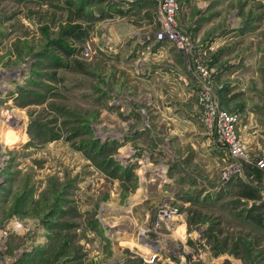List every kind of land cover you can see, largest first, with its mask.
Here are the masks:
<instances>
[{"label":"rangeland","instance_id":"rangeland-1","mask_svg":"<svg viewBox=\"0 0 264 264\" xmlns=\"http://www.w3.org/2000/svg\"><path fill=\"white\" fill-rule=\"evenodd\" d=\"M177 1L187 45L151 77L104 23L144 48L155 0H0V264H264V0ZM204 87L239 157L209 140Z\"/></svg>","mask_w":264,"mask_h":264},{"label":"built area","instance_id":"built-area-1","mask_svg":"<svg viewBox=\"0 0 264 264\" xmlns=\"http://www.w3.org/2000/svg\"><path fill=\"white\" fill-rule=\"evenodd\" d=\"M157 3V16L159 18V30L155 34L158 42H169L177 47L186 46V38L178 27V15L180 5L177 0H155ZM88 56V52H86ZM196 72L201 78L206 77L207 72L196 62ZM199 102L203 106L204 112L201 118L203 126L213 135L215 144L226 149L234 158L241 155V144L235 130L237 120L235 116L221 111L218 103L213 100L212 93L208 87L199 96ZM258 166L264 170V158L258 162ZM154 256L147 261L152 262Z\"/></svg>","mask_w":264,"mask_h":264},{"label":"crops","instance_id":"crops-1","mask_svg":"<svg viewBox=\"0 0 264 264\" xmlns=\"http://www.w3.org/2000/svg\"><path fill=\"white\" fill-rule=\"evenodd\" d=\"M153 4L154 2L152 1L143 2L141 6L139 5V7H141L143 10H146L148 13H150L151 11L155 9ZM104 24L106 27L104 43L106 44L105 47H107L109 53L114 51L113 54L119 52L118 53L119 55H123L125 52L133 53V51H135V54H139L138 58H136L134 62L136 65H139L141 67V72L139 73V75L141 76L142 74H144L146 76H151V77L160 76L158 70H164L163 67H159V65L155 67L154 62L151 60L154 58H147V57H149V55L150 57H158L161 55L163 56V59L168 57L169 55L167 56V54H168L169 48L171 47L169 46L170 43L168 42L160 43L155 40L153 34H150L149 35L150 38L145 41L146 47L139 48L137 45L138 40L132 37L135 33V27L132 24H129L128 22H126L125 19H122L110 25L109 23L108 24L104 23ZM136 45H137V48H135ZM154 46H156L157 48L154 49ZM153 49L155 51L152 52ZM158 61L160 60L158 59ZM158 61L156 63H158ZM134 72L137 73V69ZM140 80L142 81L141 78ZM209 140L210 141L212 140L213 143H215L212 138H209ZM132 241H134V243L136 242L137 245L141 246L145 250L148 249L150 251H155V250L157 251L156 248L155 250H152L153 248L140 244L139 241L137 240L132 239ZM118 248L123 250V247L118 246ZM129 249H136V248H129Z\"/></svg>","mask_w":264,"mask_h":264},{"label":"trees","instance_id":"trees-1","mask_svg":"<svg viewBox=\"0 0 264 264\" xmlns=\"http://www.w3.org/2000/svg\"><path fill=\"white\" fill-rule=\"evenodd\" d=\"M243 196L246 197V198H248V199H253V200L256 199V196H255L254 194H252V193H248V192H245V193L243 194Z\"/></svg>","mask_w":264,"mask_h":264},{"label":"bare ground","instance_id":"bare-ground-1","mask_svg":"<svg viewBox=\"0 0 264 264\" xmlns=\"http://www.w3.org/2000/svg\"><path fill=\"white\" fill-rule=\"evenodd\" d=\"M146 256H147V257H149V256H152V253L150 252V253H149V254H147Z\"/></svg>","mask_w":264,"mask_h":264}]
</instances>
